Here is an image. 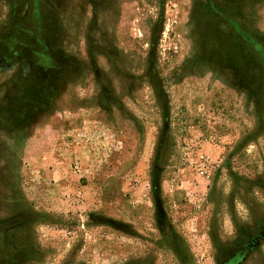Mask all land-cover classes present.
<instances>
[{
	"label": "rangeland",
	"instance_id": "obj_1",
	"mask_svg": "<svg viewBox=\"0 0 264 264\" xmlns=\"http://www.w3.org/2000/svg\"><path fill=\"white\" fill-rule=\"evenodd\" d=\"M237 252L264 264V0H0V264Z\"/></svg>",
	"mask_w": 264,
	"mask_h": 264
},
{
	"label": "crops",
	"instance_id": "obj_2",
	"mask_svg": "<svg viewBox=\"0 0 264 264\" xmlns=\"http://www.w3.org/2000/svg\"><path fill=\"white\" fill-rule=\"evenodd\" d=\"M43 158L44 159L42 161V160H40V157H38L37 159L32 157L31 161L30 160L27 161L28 164H29L30 171L31 170L34 171L36 169L35 167H37V166L40 167L41 164H42L43 165V169H44L43 171H41L39 168H37L38 170L41 171V175H46V176H48L46 179H52V180H54V182L56 181L55 183L60 184V185L63 184L64 186L70 183V179H73V178L76 177V174H74V173H72L70 171L68 172L66 167L62 168L63 171L58 169L59 166H60V162H62L61 159L56 158L54 155H46ZM49 158H51V159H49ZM33 163H37V164L33 165ZM43 180L45 181L44 178H43ZM55 183H52V184L54 185ZM64 188L65 187H63V189ZM68 191H71V190L68 189ZM81 191L82 190H80V189H76V192L74 194L77 195L78 197H81L82 196ZM49 192H53V189L50 188ZM78 201L79 200L76 199V201H74V202L76 203ZM64 223L65 224H63V226H67V222H64Z\"/></svg>",
	"mask_w": 264,
	"mask_h": 264
},
{
	"label": "flooded vegetation",
	"instance_id": "obj_3",
	"mask_svg": "<svg viewBox=\"0 0 264 264\" xmlns=\"http://www.w3.org/2000/svg\"><path fill=\"white\" fill-rule=\"evenodd\" d=\"M248 241H250L249 243L246 244L248 246H253L254 244L257 243V241H255L253 238H250V240L248 239L246 242H248ZM240 254H241V252L230 254L228 256V258L226 260H224V262L222 264H238L240 256H241Z\"/></svg>",
	"mask_w": 264,
	"mask_h": 264
},
{
	"label": "built area",
	"instance_id": "obj_4",
	"mask_svg": "<svg viewBox=\"0 0 264 264\" xmlns=\"http://www.w3.org/2000/svg\"><path fill=\"white\" fill-rule=\"evenodd\" d=\"M75 200H76V199H75ZM66 233L69 234L70 232L67 231Z\"/></svg>",
	"mask_w": 264,
	"mask_h": 264
}]
</instances>
